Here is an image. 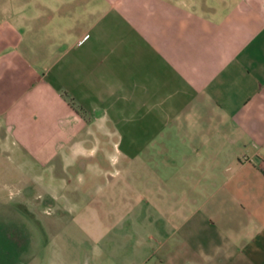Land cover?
I'll list each match as a JSON object with an SVG mask.
<instances>
[{
	"label": "crops",
	"instance_id": "1",
	"mask_svg": "<svg viewBox=\"0 0 264 264\" xmlns=\"http://www.w3.org/2000/svg\"><path fill=\"white\" fill-rule=\"evenodd\" d=\"M0 157L115 180L117 264H264V0H0Z\"/></svg>",
	"mask_w": 264,
	"mask_h": 264
},
{
	"label": "rangeland",
	"instance_id": "2",
	"mask_svg": "<svg viewBox=\"0 0 264 264\" xmlns=\"http://www.w3.org/2000/svg\"><path fill=\"white\" fill-rule=\"evenodd\" d=\"M24 163L0 157V264H117L105 237L120 215L115 180L76 170L63 194L56 166Z\"/></svg>",
	"mask_w": 264,
	"mask_h": 264
}]
</instances>
